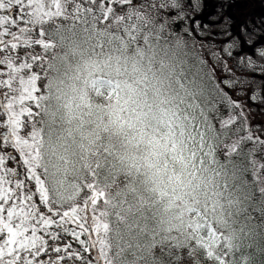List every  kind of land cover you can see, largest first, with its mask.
<instances>
[{
    "label": "snow or ice",
    "instance_id": "snow-or-ice-1",
    "mask_svg": "<svg viewBox=\"0 0 264 264\" xmlns=\"http://www.w3.org/2000/svg\"><path fill=\"white\" fill-rule=\"evenodd\" d=\"M197 7L0 0V264H264V18Z\"/></svg>",
    "mask_w": 264,
    "mask_h": 264
},
{
    "label": "trees",
    "instance_id": "trees-1",
    "mask_svg": "<svg viewBox=\"0 0 264 264\" xmlns=\"http://www.w3.org/2000/svg\"><path fill=\"white\" fill-rule=\"evenodd\" d=\"M196 2L198 7L193 13L194 18L213 30L217 41L224 39L228 34L236 38L238 33L247 30L250 20L259 22L264 18V0H196ZM251 27L255 28L256 25ZM230 43L231 41H227V44Z\"/></svg>",
    "mask_w": 264,
    "mask_h": 264
}]
</instances>
